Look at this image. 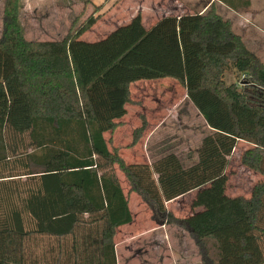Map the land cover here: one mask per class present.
Listing matches in <instances>:
<instances>
[{"label":"trees","instance_id":"obj_1","mask_svg":"<svg viewBox=\"0 0 264 264\" xmlns=\"http://www.w3.org/2000/svg\"><path fill=\"white\" fill-rule=\"evenodd\" d=\"M115 1L87 0L96 15L72 20L60 39L30 40L21 24L23 0H3L0 264H117L115 228L132 216L115 166L155 222L189 234L201 264L220 263L224 249L218 234L241 222L264 260V63L215 3L203 12L163 16L149 28L137 13L100 40H81ZM218 1L232 10L250 5V0ZM230 68L252 84H227ZM166 77L184 87L211 131L188 166L167 149L151 163H127L104 133L111 134V143L122 124L115 120L131 102V83ZM249 114L253 126L245 129ZM140 119L127 146L136 145L145 130L146 119ZM238 140L251 145L240 162L261 176L249 196L175 216L166 203L218 181Z\"/></svg>","mask_w":264,"mask_h":264},{"label":"rangeland","instance_id":"obj_2","mask_svg":"<svg viewBox=\"0 0 264 264\" xmlns=\"http://www.w3.org/2000/svg\"><path fill=\"white\" fill-rule=\"evenodd\" d=\"M148 1L150 3L151 0ZM120 2L122 4H119ZM117 3L121 7H126V0H116L98 17L95 23L106 17ZM215 8L223 18L230 21L232 30L240 36L247 49L254 53L260 62L264 63V0H250L248 7L238 10H232L222 5L217 6V4H215ZM21 10L23 11V9ZM24 11H26L27 19L23 23L26 37L37 40L51 37L59 39L67 31L72 20L77 19L79 23L90 15H96V9L88 4L87 0H48L39 3L35 8L32 7V9ZM191 11H183L184 13L167 11L158 13L156 16L157 18L163 14H178L177 16H180L193 13L194 9ZM147 12V9L144 10L145 15L150 16L151 14H146ZM127 16L129 14L123 11L116 18L120 20ZM144 19L152 23L155 17L152 19L145 17ZM33 23H36L35 30L37 31H30ZM224 80L227 84L234 83L240 88H247L252 84L248 82L249 79L246 76L232 68L225 72ZM133 93L135 99L140 103H145L146 112H151L157 105L160 106L159 110H163L162 113H159L161 124L150 123L136 145L127 146L131 141V130L140 125V123H134L131 113L129 122L116 131L111 143L108 142L111 134L104 133L108 146L119 145V154L127 163L152 162L164 154V150L167 149V151L174 150L180 156L184 166L192 164L189 152L195 154L194 152L199 146L197 139L200 135H203V138L211 130L203 129L202 120L195 117L192 108L189 109L184 87L178 82L172 84V80L165 79L139 83L133 88ZM129 111L131 112L132 109L129 108ZM149 116L151 117L150 113ZM241 116L242 114L239 112V117L241 118ZM252 118L253 114L245 117V121L249 122L245 129L253 126ZM156 126L159 127L158 134L154 132ZM195 126L200 130L197 134L189 130ZM249 147L251 145L246 140H238L234 151L228 157L225 172L218 181L207 184L201 191L192 190L193 192L182 195L176 202L167 204V208L172 212L175 211L178 216L184 217L237 195L248 197L252 186L259 179L257 178L259 174L248 171L240 162L241 153ZM115 173L120 186L124 189L128 204L130 201L133 212L138 213L141 219L140 223L145 225L149 215L152 214L150 208L137 193L130 191L128 180L117 166H115ZM163 233L165 241L156 249L151 243V238H147V236L143 240L141 236H128L120 233V237L118 236L120 246L116 251L117 264H158L161 257L163 260L165 259L166 264H201L198 251L194 250L188 239H186V244L183 239H177L175 237L177 233L171 227H166ZM218 239L224 249V257L219 264H264V260L256 252L245 222L220 232Z\"/></svg>","mask_w":264,"mask_h":264},{"label":"crops","instance_id":"obj_3","mask_svg":"<svg viewBox=\"0 0 264 264\" xmlns=\"http://www.w3.org/2000/svg\"><path fill=\"white\" fill-rule=\"evenodd\" d=\"M43 1H48V0H23V8H22L23 11L21 10L22 11L21 12V24L22 25H23L24 21L27 20L25 17L26 11H24V10H26V9L30 10V9H32V7L35 8L37 5H39V3L43 2ZM90 1L94 4H98V3H101L105 0H90ZM123 1H125V0H123ZM121 2L119 4H122ZM2 3H3V0H0V19H1ZM211 3H215V4H217V6L218 5L226 6L225 4L221 3L218 0H156V1L151 0L150 3L148 0H126V7H121L118 3L115 4L114 7H112L111 10L108 12V15H106V17L99 20L92 27H90L88 30H86L83 33V35L80 36V39L87 41V42H94V41L100 40V39L104 38L107 34H109L114 28L128 23L136 13H140V14L142 13V15H141L142 25L145 28H149L161 17H163L165 15L166 16L169 15V14H163V15H161V17L157 18L156 15L158 13L167 12V11H171V12L177 11V12L184 13L183 11L189 12V11H191V9H194L193 12H195V11L203 12L204 10H206L208 8V6ZM146 9L148 11L146 14H151L150 16L145 15L144 10H146ZM123 11L125 13L129 14V16H127L126 18H122L120 20L117 19L116 17L118 15H120ZM170 15H173V14H170ZM177 15L178 14H176V15L174 14V16H177ZM145 17L148 19H152L153 17H155V20H153L152 23L147 22L144 19ZM106 26H108V27L105 29ZM35 27H36V23H33V25H31L30 31H37V30H35ZM24 33L26 36L25 29H24ZM47 34H49V33H47ZM26 38H28L30 40H37L34 38L33 39L29 38V37H26ZM57 39H53V37H51V38L42 39V40H57ZM165 79L172 80V84H175L177 82L175 79L166 77V78H160V79H154V80H139V81H136V82L130 84L129 91H130L131 102H128L125 104L126 113L120 119L115 120V121H120L122 124L115 129V131L112 133V137L115 136L116 131L118 129L123 127V125H125L126 122H129L128 120L130 119L131 113H132V117L134 118V123H141L140 115H143L145 117L146 122H147L145 130L149 126L150 123L156 122L157 125L161 124V122L159 120V118H161V117H159V113H162L163 110L162 111L159 110L160 106L157 105V106H155V108L153 110H151V112H146L145 103L144 102L140 103L137 99H135L133 97L134 96L133 88L142 82L147 83V82L159 81V80H165ZM186 102H187V105L189 106V109L192 108V110L195 112V114H194L195 117L200 118L202 120V124H204V127H202V128L203 129L208 128L206 126L202 116L199 114V112L196 110V108L193 106V104L188 99ZM129 108L132 109L131 112L129 111ZM149 113H150L151 117L149 116ZM134 129L131 130V136H132V132ZM145 130L143 131V133L145 132ZM158 130H159V127L156 126L154 129V132L156 134H158ZM189 130H191L192 133L195 132V134H197L198 131H200V130H198L197 126L191 127ZM191 131H189V132H191ZM202 136L203 135H200V137L197 139V140H199L198 144H200ZM196 150L194 152L195 154L189 152V157H190V160L192 162H195L197 160ZM233 151H234V149H233ZM177 156L179 159H181L178 154H177ZM149 163H151V161H149ZM182 163H183V161H182ZM247 170L251 171L249 169H247ZM251 172H253V171H251ZM257 178H259L258 180H260L261 176L258 175ZM21 180H25V176H21ZM121 188H122V191L124 193V189L122 186H121ZM190 192H193V191H190ZM180 197H177L173 200L168 201V203H166V205L169 203L176 202L177 200H179ZM128 206H129V210H130V213L132 216V221L127 223V224H123V225H120V226L115 228V235L113 238L114 245H115V252L118 250V248L120 246L118 244L119 243L118 241L120 240V239L118 240V238L120 237V233H124L125 235H128V236H130V235L131 236L132 235L141 236L143 240L147 236V238H151V240H152L151 243H153V245L155 247L154 249H156V248L160 247V245L165 241L163 232H164L166 227L174 228L175 232L177 233V236H175V237H177V239L178 238L183 239V242H185V244H186V239H188L191 246L194 248V250H197L193 240L190 238L189 234L184 229H182L176 225H173V224L160 225L152 219V217H151L152 214L149 215V218H148L146 224L143 225L140 223L141 219H140L138 213L133 212V208L131 207L130 201H129ZM173 213L177 217H182V216H178V214H176L175 211ZM159 260H160V262L158 264H166L165 259L163 260V257H161Z\"/></svg>","mask_w":264,"mask_h":264}]
</instances>
